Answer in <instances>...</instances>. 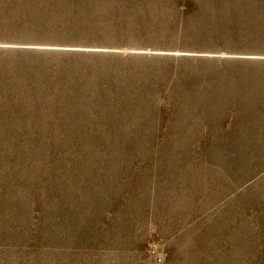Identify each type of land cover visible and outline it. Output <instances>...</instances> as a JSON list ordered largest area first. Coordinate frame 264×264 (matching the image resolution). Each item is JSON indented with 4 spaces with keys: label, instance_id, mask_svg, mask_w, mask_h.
<instances>
[{
    "label": "rangeland",
    "instance_id": "rangeland-1",
    "mask_svg": "<svg viewBox=\"0 0 264 264\" xmlns=\"http://www.w3.org/2000/svg\"><path fill=\"white\" fill-rule=\"evenodd\" d=\"M0 264H264V0H0Z\"/></svg>",
    "mask_w": 264,
    "mask_h": 264
}]
</instances>
